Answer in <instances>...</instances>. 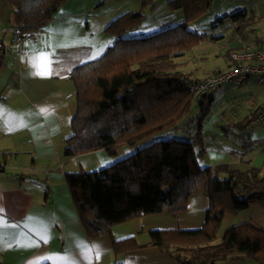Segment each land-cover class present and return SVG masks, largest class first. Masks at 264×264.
<instances>
[{
    "label": "trees",
    "instance_id": "1",
    "mask_svg": "<svg viewBox=\"0 0 264 264\" xmlns=\"http://www.w3.org/2000/svg\"><path fill=\"white\" fill-rule=\"evenodd\" d=\"M3 1L14 8L15 27L41 31L69 0ZM213 2L169 0L170 11L179 13L178 22H169L148 35L138 33L147 15L146 0L140 10L126 12L109 23L105 31L115 38L114 44L70 73L76 87V110L64 157L99 150L114 156L123 146H139L140 142L145 146L109 167L68 172L65 177L91 239L139 217L185 212L189 199L203 190L209 205L202 227L152 231L149 246L179 264L233 260L264 264V228L237 224L218 241L226 215H237L251 204L264 208V168L240 171L227 164L202 167L199 157L204 151H197L204 147L201 123L194 140L155 138L177 128L191 112L195 98L187 84L199 79L182 72L178 60L207 38L205 32L192 29L191 23L209 12ZM157 8L151 6L149 11ZM255 20L247 9H239L217 18L214 24L232 21L237 36L248 40ZM207 99L213 102L214 95L197 100L204 106ZM149 139L154 141L148 144ZM141 247L133 237L113 241L115 255Z\"/></svg>",
    "mask_w": 264,
    "mask_h": 264
},
{
    "label": "crops",
    "instance_id": "2",
    "mask_svg": "<svg viewBox=\"0 0 264 264\" xmlns=\"http://www.w3.org/2000/svg\"><path fill=\"white\" fill-rule=\"evenodd\" d=\"M230 1L233 0H226ZM3 2L0 0V11L6 8ZM90 2L69 0L43 30L37 31V40L30 42L14 41L16 27L11 15L8 26L4 27L0 20V58L3 59L0 75L10 79L0 89V264H179L158 248L149 246L150 233L194 231L204 223L209 201L201 190L189 199L187 211L178 215L143 216L113 227L109 234L88 237L65 174L109 167L140 148V145L123 146L114 156L99 150L69 159L64 157L66 139L73 134L72 117L76 110V87L70 73L96 55L94 50L99 51L101 42L98 37L110 23L95 15L98 0ZM258 8L264 14V2ZM221 9L225 10L220 7L217 15L223 13ZM178 15L169 10L152 17L138 33H154L169 22H178ZM91 16H94L92 23ZM208 21L212 22V16L197 19L192 28L198 29ZM189 52L183 57L189 56ZM7 54H10L8 64L4 61ZM230 65L229 58L226 68ZM187 74L202 79L210 73L203 77L194 72ZM262 107L264 100L254 113ZM185 127L186 124H180L155 138H173ZM203 140L205 147L197 148L199 153L204 151L199 158L202 167L227 164L240 171L264 168V132H256L248 140L243 138L242 143L235 141L234 147L213 138L206 130ZM241 223L264 228V208L251 204L237 215H226L218 237ZM131 237L142 247L115 255L113 241ZM217 264L255 263L233 260Z\"/></svg>",
    "mask_w": 264,
    "mask_h": 264
},
{
    "label": "rangeland",
    "instance_id": "3",
    "mask_svg": "<svg viewBox=\"0 0 264 264\" xmlns=\"http://www.w3.org/2000/svg\"><path fill=\"white\" fill-rule=\"evenodd\" d=\"M90 1L92 4L97 0ZM143 1L145 0H98L95 15H98L99 19L110 20L111 22L113 18H118L126 12L140 10ZM146 1L148 3L147 11H149L150 7L154 5H158V10L154 13L149 11V13L143 18L141 28L145 25L144 22L146 20L152 17L157 18L159 14L170 10L168 7L169 0ZM262 2H264V0H233L228 3L226 0H214L211 10L200 16L201 19L212 16V22L208 21V23L196 29L197 31L205 32L207 38L198 47L191 51L193 56H191V52H189V54H187L189 56L182 57L178 60L181 71L185 74L194 72L197 76L203 77L218 69H226L230 52L237 46L235 41L237 34L235 31L236 24L232 21L217 23L216 25L214 24L217 18H220L225 14L235 12L239 9H247L250 15H253L256 18L251 28L253 31L248 40L253 43H256L259 40L263 41L264 14L260 12L258 8L259 3ZM3 3L6 5L4 6L6 8L0 11V20L4 22L3 26L5 27L8 26L10 15L13 16L14 8L6 2ZM220 7L225 8V10L221 9L223 13L217 15ZM6 9H11L12 12H10V14L6 13ZM90 18V22L92 23L94 21V16H91ZM192 25L193 23H191V27ZM5 35L7 36V41L10 42V34L7 32ZM212 37H219V39L212 40ZM98 39H101L98 48L99 51L94 50L96 55H93L89 60L100 57L115 42V38L106 31L102 35L100 33ZM7 44L9 46V43ZM1 54L2 53H0V56ZM9 57L10 54H7L4 59L6 64L9 63ZM1 61H3V59L0 58V62ZM0 66H2V63H0ZM9 80L10 79L7 78V75H0V89L2 88V84L8 83ZM263 100L264 87L254 80L248 81L241 87L227 86L223 88L214 95L213 102H210V100L207 99L204 106H201L200 102L195 99L190 114L180 123L181 125L186 124V127L183 130L180 129L174 138L194 140L198 125L201 123L203 132L206 130L213 138L215 137L218 141L225 143L228 146L229 144H232L231 147H234L236 146L235 141H241L242 143L243 138L248 140V138H252L253 134L256 132H264V129L260 128L254 120V112ZM189 119L191 120L189 121ZM147 141H149L148 144H151L154 140L149 139ZM139 145L140 148L145 146L143 142H140ZM221 238H219L218 241L221 240Z\"/></svg>",
    "mask_w": 264,
    "mask_h": 264
},
{
    "label": "built area",
    "instance_id": "4",
    "mask_svg": "<svg viewBox=\"0 0 264 264\" xmlns=\"http://www.w3.org/2000/svg\"><path fill=\"white\" fill-rule=\"evenodd\" d=\"M37 37V31H21L17 27L13 31L16 43L35 41ZM236 42L238 44L230 53L231 65L228 68L187 84L188 91L195 99L215 95L227 86L241 87L250 80L264 87V44L256 45L241 36H237ZM255 123L264 129V107L257 111Z\"/></svg>",
    "mask_w": 264,
    "mask_h": 264
},
{
    "label": "snow or ice",
    "instance_id": "5",
    "mask_svg": "<svg viewBox=\"0 0 264 264\" xmlns=\"http://www.w3.org/2000/svg\"><path fill=\"white\" fill-rule=\"evenodd\" d=\"M70 264H74V262H70Z\"/></svg>",
    "mask_w": 264,
    "mask_h": 264
}]
</instances>
